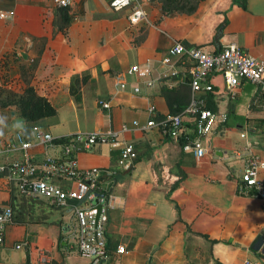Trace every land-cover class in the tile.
<instances>
[{"label":"crops","instance_id":"obj_1","mask_svg":"<svg viewBox=\"0 0 264 264\" xmlns=\"http://www.w3.org/2000/svg\"><path fill=\"white\" fill-rule=\"evenodd\" d=\"M140 1L146 19L134 22L129 7L113 10L109 0H75L69 8L71 23L60 31L51 0H0L1 9L14 12L11 20L0 21V86L11 88L8 79L22 92L18 65L32 61V37H46L31 84L55 109L54 115L32 124L16 110L0 107V149L5 142L18 144L19 133L35 142L32 126L37 124L55 138L53 145L30 148L41 162L62 156L56 139L128 125L115 142L74 153L79 168L108 172L100 190L108 195L104 232L109 257L96 264H264V212L241 178L245 161L255 155L263 164L258 176L264 179L260 87L241 80L232 99L222 77H212L213 91H201L197 98L205 107L225 112L227 119L202 139L206 153L196 158L183 149L195 137L192 116L184 117L174 136L158 126L145 128L150 118L158 121L169 113L163 88L177 87L187 76L147 87L145 78L126 73L131 65L146 62L155 77L173 63L186 73L188 60L164 61L169 48L180 42L217 50L214 37L220 28V47L236 43L264 63V0H247L245 9L233 0H200L191 13H164L159 0ZM117 79L127 86L120 88ZM135 85L141 87L139 93L133 91ZM150 107L156 110L153 117ZM124 143L133 145V161L121 158ZM20 156L19 150L2 153L0 165ZM6 175L0 171V213L10 206L14 220L4 230L0 264H93L78 253L71 207L23 197ZM53 181L79 186L68 179ZM23 241L26 246L15 247ZM118 244L125 246L123 253L116 252Z\"/></svg>","mask_w":264,"mask_h":264},{"label":"built area","instance_id":"obj_2","mask_svg":"<svg viewBox=\"0 0 264 264\" xmlns=\"http://www.w3.org/2000/svg\"><path fill=\"white\" fill-rule=\"evenodd\" d=\"M55 7H70L75 0H51ZM108 5L113 10H120L126 7L131 8L129 19L131 21H142L146 19V12L140 0H109ZM14 16L12 10L0 8V21L11 20ZM174 58L180 64H185L188 60L190 64L186 73H180L173 63L170 69L154 76L150 63L143 65H131L126 73L145 78L144 84L153 87L156 83H162L167 79L185 77L190 84V102L178 114H166L160 120L154 121L150 118L145 128L158 126L163 133L177 135L182 127L183 119L192 116L194 120L195 137L188 140L183 149L192 151L196 158H201L206 153V147L202 139L212 133L214 127L225 123L227 114L223 111H213L204 106L203 102L197 98L201 91H213L212 77L220 75L223 79L227 95L234 99L237 95L236 89L241 80L249 81L258 85L264 93V63L255 56L244 51L236 43L229 42L222 45L219 49L210 50L204 46H185L180 42L175 43L169 48L167 57L164 61ZM118 78V77H117ZM120 88H125L127 83L122 79H117ZM163 84V83H162ZM135 93L141 91L139 85L133 87ZM104 108L109 107L107 101H101ZM264 109V99L261 103ZM156 115L154 107H150V116ZM137 126L138 122L133 121ZM129 130L128 125H122L120 131L110 130L107 132H87L75 133L66 139H56L61 148V157H46L41 162H36L30 153V148L35 144L53 145L55 138L35 124L32 126V133L35 142L25 140L21 134H17L18 144L5 142L0 149V154L10 153L19 150L21 156L7 164L0 165V171L5 172L7 183L13 184L16 191L27 198H44L54 201L58 206L71 207L77 221V244L80 256L90 259L93 264L109 257V250L105 238L104 225L107 221L105 206L108 202L107 193L100 190L103 177L108 173L98 167L81 169L77 166L74 153L81 150L91 149L94 145L112 143L118 137L119 132ZM246 135V131L240 134ZM120 156L127 161L136 158V151L132 144L124 143ZM263 166L258 157L251 155L245 161L241 178L246 188H252L255 195L261 202L264 212V179L258 176L257 168ZM53 179H68L79 184L77 189L66 188ZM84 203L88 205L83 206ZM100 205L101 210L96 220L97 209ZM13 211L10 206L0 213V243L3 241L5 227L12 221ZM23 241L15 245L16 248L26 246ZM117 253H123L125 246L118 244L115 248ZM248 264V261L245 262Z\"/></svg>","mask_w":264,"mask_h":264},{"label":"trees","instance_id":"obj_3","mask_svg":"<svg viewBox=\"0 0 264 264\" xmlns=\"http://www.w3.org/2000/svg\"><path fill=\"white\" fill-rule=\"evenodd\" d=\"M162 4L164 13H172L175 11L191 13L193 12L200 0H159ZM241 8H246L247 0H233ZM70 7L59 8L56 7L54 21L57 30L64 31L73 18ZM46 37H32V51L34 57L30 62L19 63V78L24 83L25 87L21 93L14 94L13 96H6L1 99V108H11L16 110L20 116L28 123L37 122L48 116L55 114V109L50 102L43 96L39 95L33 85L31 84L34 71L39 62L40 56L46 44ZM162 94L165 98L169 108V114L180 113L190 102V84L187 78L184 83L173 88H163ZM26 140V139H25ZM14 220V215H12ZM214 264H224L215 260Z\"/></svg>","mask_w":264,"mask_h":264},{"label":"rangeland","instance_id":"obj_4","mask_svg":"<svg viewBox=\"0 0 264 264\" xmlns=\"http://www.w3.org/2000/svg\"><path fill=\"white\" fill-rule=\"evenodd\" d=\"M7 81H8V83H7V86L9 85V84H12L11 86V88L10 87H1L0 86V98H3V97H6V96H13L14 94H18V93H21V91H18L17 90V87H14V84L13 83H10V81L7 79ZM4 82H5V80H4ZM0 102H1V99H0Z\"/></svg>","mask_w":264,"mask_h":264},{"label":"water","instance_id":"obj_5","mask_svg":"<svg viewBox=\"0 0 264 264\" xmlns=\"http://www.w3.org/2000/svg\"><path fill=\"white\" fill-rule=\"evenodd\" d=\"M221 32H222V28H220L219 30H218V33L215 35V37H214V42L217 44V47H218V49L220 48V43H219V38H220V36H221ZM96 209H97V214H96V220H97V218H98V215H99V213H100V210H101V207H100V205H97L96 206Z\"/></svg>","mask_w":264,"mask_h":264}]
</instances>
